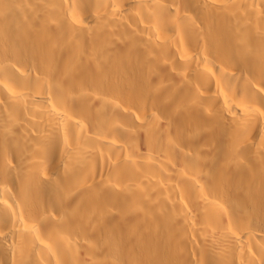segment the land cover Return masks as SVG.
Returning <instances> with one entry per match:
<instances>
[{"label": "bare ground", "instance_id": "obj_1", "mask_svg": "<svg viewBox=\"0 0 264 264\" xmlns=\"http://www.w3.org/2000/svg\"><path fill=\"white\" fill-rule=\"evenodd\" d=\"M0 264H264V0H0Z\"/></svg>", "mask_w": 264, "mask_h": 264}]
</instances>
